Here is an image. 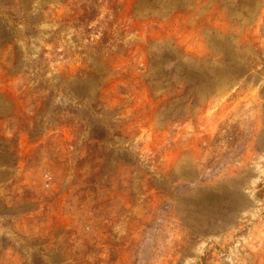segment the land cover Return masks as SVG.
Segmentation results:
<instances>
[{
	"label": "rangeland",
	"instance_id": "rangeland-1",
	"mask_svg": "<svg viewBox=\"0 0 264 264\" xmlns=\"http://www.w3.org/2000/svg\"><path fill=\"white\" fill-rule=\"evenodd\" d=\"M95 1L84 25L87 0H0L34 23L0 29V264H264V0ZM107 19L120 45L109 70L107 48L88 46ZM150 38L196 54L198 106L171 127L148 98L152 116L114 139L137 166L106 161L92 211L91 192L74 193L84 116L47 127V98L64 115L88 65L114 85L121 53Z\"/></svg>",
	"mask_w": 264,
	"mask_h": 264
},
{
	"label": "trees",
	"instance_id": "trees-1",
	"mask_svg": "<svg viewBox=\"0 0 264 264\" xmlns=\"http://www.w3.org/2000/svg\"><path fill=\"white\" fill-rule=\"evenodd\" d=\"M87 1L88 6L85 10H89L91 13L89 11L82 12V17L77 18L78 24L85 25L84 21L88 23V21L93 20L98 11L99 5L95 0ZM17 8L18 6H14L6 12L0 9V29H6V26L12 24L10 23L12 21L17 23L25 21L27 26L33 27L34 23L26 21L28 16L23 17L22 15L20 18L13 16V12ZM86 18L87 20H85ZM107 21L105 29L100 31L88 46L95 51H102L103 48H107L104 53L105 57L97 59L109 70L108 66L112 69L110 59L116 58L111 47L120 45L113 37L114 31L109 32L112 20L107 19ZM88 38L87 40H89ZM152 40L150 38L144 47L138 49L136 53L128 54L126 49L121 53V58L126 59V61L121 63V66H117L116 70H118L119 75H117V81L114 85L107 80L108 74L106 72L97 74L92 65H88L84 74V76H90L89 79L91 80L88 83L74 82L66 86V94L70 95V99L74 98L76 102L64 107V115H60L59 110H57L60 107H55L58 104L52 107L50 99L47 98L44 109H48L45 118L47 120L45 126L47 127L55 123L65 122L64 120L68 119L69 115L84 116L83 123L88 134L78 145L80 148L74 159L78 180L82 186L80 189H76L74 193L80 196L82 191H90L91 195L85 202L88 203L92 211L106 197L102 190L105 182L104 167L106 161L118 158L127 167L133 166L135 168L137 166L136 157H131L130 151L119 145L120 143L114 139L115 137H120L123 140L131 139L136 132L138 120L143 116H152L153 106L148 102V98L155 100L154 105L160 110L159 115H161L162 124L171 127L176 125L178 120H193L191 112L198 106L200 79L198 78L196 54L184 52L182 47L174 41L156 44ZM137 74L142 78L137 79ZM78 76L79 74L76 73V77ZM95 87L98 89H94ZM89 89H92L91 94H88L87 90ZM137 95H143L142 103H136ZM114 98L116 101L115 103L111 101L113 104L111 111L105 112V99L114 100ZM49 107L52 108L49 109ZM41 110L40 106H36V111ZM117 120L118 127L116 126ZM53 161L56 164L54 169L64 171L61 159L55 158ZM58 176L59 174L57 178ZM147 181L148 179L145 178L144 183ZM48 185L49 183H45L46 187ZM80 201H83L82 198ZM53 243L54 241H49L44 244L53 245Z\"/></svg>",
	"mask_w": 264,
	"mask_h": 264
}]
</instances>
